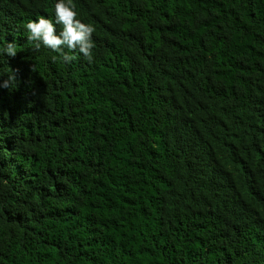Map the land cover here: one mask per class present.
Listing matches in <instances>:
<instances>
[{
  "label": "trees",
  "instance_id": "1",
  "mask_svg": "<svg viewBox=\"0 0 264 264\" xmlns=\"http://www.w3.org/2000/svg\"><path fill=\"white\" fill-rule=\"evenodd\" d=\"M53 3L0 0V264H264V0H74L91 62Z\"/></svg>",
  "mask_w": 264,
  "mask_h": 264
},
{
  "label": "clouds",
  "instance_id": "2",
  "mask_svg": "<svg viewBox=\"0 0 264 264\" xmlns=\"http://www.w3.org/2000/svg\"><path fill=\"white\" fill-rule=\"evenodd\" d=\"M54 20L45 16H38L34 20H29L24 28L27 39L32 42L35 48L44 47L58 53L64 62H71L74 57L67 52H77L88 62L93 59V49L95 47L92 34L95 31L91 23L84 22L78 18V12L74 0H54L52 5ZM56 25L61 26L57 31ZM16 48L12 42H8L0 48V55L14 57ZM0 80V88L9 87V81Z\"/></svg>",
  "mask_w": 264,
  "mask_h": 264
}]
</instances>
